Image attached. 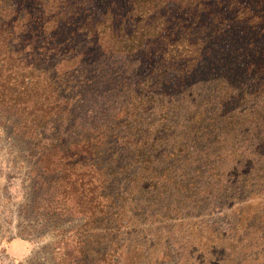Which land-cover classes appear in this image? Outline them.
<instances>
[{
  "label": "trees",
  "instance_id": "1",
  "mask_svg": "<svg viewBox=\"0 0 264 264\" xmlns=\"http://www.w3.org/2000/svg\"><path fill=\"white\" fill-rule=\"evenodd\" d=\"M101 2L0 0V132L21 212L76 219L66 264H155L146 236L184 225L191 192L264 180V0ZM227 9L244 29L214 28Z\"/></svg>",
  "mask_w": 264,
  "mask_h": 264
},
{
  "label": "rangeland",
  "instance_id": "2",
  "mask_svg": "<svg viewBox=\"0 0 264 264\" xmlns=\"http://www.w3.org/2000/svg\"><path fill=\"white\" fill-rule=\"evenodd\" d=\"M123 1L102 0V4L94 11L100 13L108 2H113V5L117 6L116 3L121 4ZM219 2H221L219 6L210 5L212 9L219 8L222 11L224 0ZM170 5H173V2ZM250 5L251 8L247 11L255 15H259V12L264 10V6H258L254 2ZM126 9L124 7L118 11L122 15ZM227 10L229 11L220 18L223 23L216 24L214 28L234 29L239 26L244 29L248 17L242 18L236 14V10ZM107 14L103 16L104 21L109 17ZM109 24L107 20L95 29H112L108 27ZM249 25L252 26L251 23ZM250 28L264 29V21L261 25ZM14 155L15 147L0 132V264H66L67 259L65 260L62 255L60 241L64 240V236L69 232L68 229L76 224V219L69 222L62 219L49 222L43 218L44 215L35 216L21 212L26 198L24 190L26 181L23 164L19 160L14 164L12 160ZM263 186L264 180L253 178L249 180L246 191H236L230 187V191L191 192L190 197L185 200L184 209V211L188 210L191 216L184 225L178 224V221L167 226L159 223V230L154 232L152 227V236H146L145 241L149 242L146 244L153 248L154 252L156 251L155 264H261L260 262H264ZM258 198L261 203L254 202ZM241 206L242 210L237 214ZM238 218L241 222L239 227L245 225L244 228L233 226ZM239 243L243 246H239ZM242 253L251 254L256 262H250V257L247 261L242 260ZM257 254L263 256L259 262H257L259 257Z\"/></svg>",
  "mask_w": 264,
  "mask_h": 264
}]
</instances>
